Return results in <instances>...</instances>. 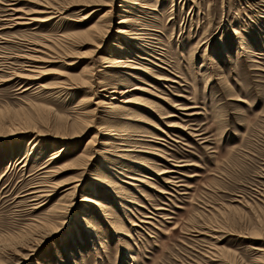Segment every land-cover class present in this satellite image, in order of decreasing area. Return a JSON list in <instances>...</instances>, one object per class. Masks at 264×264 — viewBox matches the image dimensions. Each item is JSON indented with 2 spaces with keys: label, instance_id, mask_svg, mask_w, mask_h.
Returning <instances> with one entry per match:
<instances>
[{
  "label": "rangeland",
  "instance_id": "1",
  "mask_svg": "<svg viewBox=\"0 0 264 264\" xmlns=\"http://www.w3.org/2000/svg\"><path fill=\"white\" fill-rule=\"evenodd\" d=\"M9 4L0 264H264V0H19L17 10L54 17L17 27ZM60 39L42 54L43 76L25 78L32 44ZM102 57L122 63L105 70ZM115 88L132 103L112 115L103 97ZM126 124L125 150L115 141L98 154ZM40 183L49 194L35 210ZM72 201L71 214H54Z\"/></svg>",
  "mask_w": 264,
  "mask_h": 264
},
{
  "label": "bare ground",
  "instance_id": "2",
  "mask_svg": "<svg viewBox=\"0 0 264 264\" xmlns=\"http://www.w3.org/2000/svg\"><path fill=\"white\" fill-rule=\"evenodd\" d=\"M10 1V4L9 5H6L9 7L8 11L11 12V25H13L12 27H17V26H25V25H34V24H37L39 25L40 23H46V22H49L50 20H52L54 16L52 17H40V15H43V14H52V12H50L51 7H45L40 10V11H37V12H34V13H25L24 11H21V10H17V8L15 7L16 6V2L19 1V0H9ZM135 6H139L138 3H134ZM91 14H94V12H92ZM107 15V14H106ZM106 15H103L102 18H106ZM110 16V15H109ZM56 17V16H55ZM102 21V20H101ZM131 23V21L129 20H126V19H123L119 24L121 26H127ZM100 26V25H99ZM102 28L103 27H97V32H95V35L93 36L92 33L91 35L93 36V38H96L97 35L96 33H100L102 31ZM93 30V29H92ZM91 30V31H92ZM90 32V31H89ZM91 33V32H90ZM129 31H121L119 34H120V38H125L126 40L128 39H131V37H128L129 36ZM131 36L132 37V40H139L141 41V39L139 37H137L136 35L132 34ZM98 37L101 38V35ZM99 38V39H100ZM63 39H70L68 37H63ZM61 40H57V42L53 41L51 42L52 44H38V43H31L32 44V49H31V52L34 54V56H27L25 58V60L27 59L29 61V72L32 74L31 77H25V78H29L32 79V80H38V76H43L42 74L44 73L43 71V68L41 67V65L43 63H48L50 61H46L47 59L46 58H43L42 57V54L45 53L47 54L48 52H44L45 50L46 51H52L51 50V47L54 46V49H58L60 48L62 45H61ZM71 40V39H70ZM69 40V41H70ZM63 42V41H62ZM66 42V41H64ZM71 42V41H70ZM66 43H69V42H66ZM64 44V43H63ZM52 45V46H51ZM114 44H110V48L114 49L115 48L112 46ZM102 47H97L98 51L101 50ZM53 49V50H54ZM40 54V55H39ZM44 54V55H45ZM22 58V57H21ZM46 59V60H45ZM56 59V58H55ZM100 60L102 61V63L106 66H104V69L105 70H112L116 65L122 63V61H114V65L111 64L112 62L110 61L109 58L107 57H102L100 58ZM123 65V64H122ZM121 69H123L124 71H130L132 69H134L133 67L129 66L128 63H126L125 65L121 66ZM93 74V73H92ZM91 74V75H92ZM80 75H83V72H81ZM85 75V73H84ZM83 75V76H84ZM81 77V76H79ZM40 78V77H39ZM82 78V77H81ZM93 78V77H92ZM97 78V77H95ZM28 80V79H27ZM89 81V80H88ZM100 84H103L104 86L102 87L103 90L101 92H104L106 94H109L110 93V90H111V87L108 85V84H105V82H101ZM116 90L112 92V95L111 97L109 96H105L103 98L107 99L108 101H110V106H109V112L108 113H111L112 115H116V111L118 109H123V107L119 106V104H122V105H129L132 103V101L129 100L128 97H126V94L129 93V90H122L120 88H115ZM134 90H137V89H134ZM117 97H120V100L119 98ZM116 102H118V104H116ZM97 107H100L99 103L97 104ZM126 108V107H125ZM126 111V110H125ZM126 116H129V115H126ZM120 120H124V121H129V120H132L131 118L129 117H125V118H118ZM130 125L126 124L125 126V129L123 131L122 134L116 132V131H113V133H109L107 134L108 136H110L111 139H109L107 142H104V143H101L100 145H102V147L99 148L98 151H96L98 154H107L108 153V150L106 149V147H110V146H113L114 142L115 141H120L122 142V145H120V148H123V150H125V148L128 146V143H130L131 141L129 140V134H130ZM127 136V137H126ZM149 142H155L153 140L149 141ZM38 144V143H37ZM103 152V153H102ZM132 152V151H130ZM116 153V152H114ZM112 156H115V154H113ZM119 156L118 158H121L123 159L122 156L120 155H117ZM116 157V156H115ZM56 158V157H55ZM140 164V166H142V163H138ZM48 167V166H47ZM47 167H44L45 169ZM52 172H46V174H51ZM54 174V173H53ZM55 175V174H54ZM44 183V182H43ZM50 183V182H49ZM73 189L75 190V192L77 193V191H79L81 185H82V181L81 180H78L77 181V184L76 183H73ZM57 187V186H56ZM47 189V188H46ZM50 190V189H49ZM75 193V194H76ZM48 194H49V191L47 192L44 188V184L41 185V183L37 186L34 187V189L32 190L31 192V195L35 198V200L38 202H41L39 203L35 210H39L41 207H44L47 203L44 202L46 201L45 199L48 197ZM50 196V195H49ZM84 205H92L95 209H106V206L104 204H102L100 201H94L92 200L90 197L88 196H85L83 197L82 201H81ZM75 201H72L69 205H64V204H60V207L57 208V211L54 213V214H59V215H66V214H71L73 211V209L75 208ZM83 205V206H84ZM77 206V205H76ZM81 207V206H80ZM73 208V209H72ZM77 210V209H76ZM75 213V212H74ZM85 215V214H84ZM74 216V215H73ZM85 220V217L84 216H80L78 221H80V223L82 221ZM70 221V220H69ZM38 223V226L39 225H43V222L40 223V222H37ZM82 225V224H81Z\"/></svg>",
  "mask_w": 264,
  "mask_h": 264
}]
</instances>
